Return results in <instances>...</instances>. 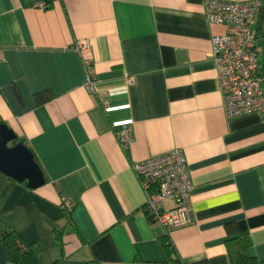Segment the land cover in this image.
Instances as JSON below:
<instances>
[{"label":"crops","instance_id":"obj_1","mask_svg":"<svg viewBox=\"0 0 264 264\" xmlns=\"http://www.w3.org/2000/svg\"><path fill=\"white\" fill-rule=\"evenodd\" d=\"M226 30L208 22L204 0H0V122L46 179L33 190L0 173V237L15 231L37 244L42 264H196L249 237L264 264V119L226 115L211 58ZM123 124L134 132L127 149ZM176 149L194 190L189 222L166 230L146 216L132 164ZM0 264H11L1 242Z\"/></svg>","mask_w":264,"mask_h":264},{"label":"built area","instance_id":"obj_2","mask_svg":"<svg viewBox=\"0 0 264 264\" xmlns=\"http://www.w3.org/2000/svg\"><path fill=\"white\" fill-rule=\"evenodd\" d=\"M206 17L211 25L226 27L212 39L211 58L217 67L228 119L259 114L264 119V89L260 74L255 26L262 9L261 0L248 2L204 0ZM88 81L86 88L96 93L97 83L88 54L90 44L79 43ZM133 82V81H132ZM106 109L108 99L100 97ZM118 141L127 149L134 139L133 128L123 124L116 129ZM146 194L144 212L152 224L166 230L184 226L194 190L188 161L180 149L132 164ZM171 204L170 207H167ZM70 208L69 203H65Z\"/></svg>","mask_w":264,"mask_h":264},{"label":"trees","instance_id":"obj_3","mask_svg":"<svg viewBox=\"0 0 264 264\" xmlns=\"http://www.w3.org/2000/svg\"><path fill=\"white\" fill-rule=\"evenodd\" d=\"M41 101V97L37 96ZM4 245L8 262L11 264H42L41 250L35 243H28L17 232L7 231L0 237ZM164 246L169 255L174 253V247L169 239L164 240ZM252 246L249 237L231 238L226 241L227 254L197 262L196 264H261L249 254ZM56 264V263H55Z\"/></svg>","mask_w":264,"mask_h":264},{"label":"water","instance_id":"obj_4","mask_svg":"<svg viewBox=\"0 0 264 264\" xmlns=\"http://www.w3.org/2000/svg\"><path fill=\"white\" fill-rule=\"evenodd\" d=\"M11 143H16L10 146ZM0 173L19 182H27L30 189L46 184V179L27 145L6 124L0 122Z\"/></svg>","mask_w":264,"mask_h":264}]
</instances>
